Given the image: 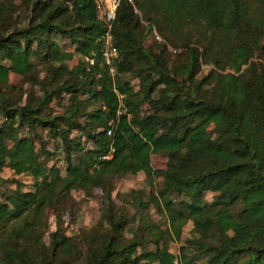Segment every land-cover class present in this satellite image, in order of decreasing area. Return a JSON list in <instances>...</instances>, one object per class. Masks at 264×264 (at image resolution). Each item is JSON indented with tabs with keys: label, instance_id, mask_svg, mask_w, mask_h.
Wrapping results in <instances>:
<instances>
[{
	"label": "trees",
	"instance_id": "obj_1",
	"mask_svg": "<svg viewBox=\"0 0 264 264\" xmlns=\"http://www.w3.org/2000/svg\"><path fill=\"white\" fill-rule=\"evenodd\" d=\"M107 31L94 0L0 1V172L32 180L0 193V264H173L187 221L181 260L264 264V0H123L110 63ZM138 172L149 191L117 204L115 177ZM73 190H99L100 217L70 237Z\"/></svg>",
	"mask_w": 264,
	"mask_h": 264
},
{
	"label": "rangeland",
	"instance_id": "obj_2",
	"mask_svg": "<svg viewBox=\"0 0 264 264\" xmlns=\"http://www.w3.org/2000/svg\"><path fill=\"white\" fill-rule=\"evenodd\" d=\"M1 1V0H0ZM137 14L140 12L137 9ZM141 22L146 25L147 23L141 19ZM157 31V30H156ZM158 33V32H157ZM159 35V34H158ZM160 36V35H159ZM160 40L155 39L151 33L145 40V45L148 47H155L156 43H161L162 37L160 36ZM59 40V39H58ZM61 45H64L63 40H59ZM106 43V39L104 41V45ZM168 52L171 55H174L177 50L172 47V45L167 44ZM70 49V48H69ZM77 57H74L71 61H69V65L72 66L76 63ZM204 68H207L204 66ZM206 69H204V72ZM9 81L12 85L21 84V77L15 75L13 73L9 76ZM136 82V81H134ZM57 109V108H56ZM58 110V109H57ZM74 134H78V132L74 131ZM48 147L53 152V161H50V165L55 162L56 165L60 168L62 172H64V168L66 166V161L64 159V154L61 151V147H58L60 141L49 139ZM37 147V146H36ZM151 164L155 169L165 168L166 165V157L162 154H152L151 156ZM19 179L24 189H30L32 180L26 175H14L13 172L9 170H3L0 172V193L8 192V190L14 188L11 184L12 180ZM160 178H155V182L158 183ZM115 190L113 192V196L116 199L117 204H122L120 194L124 192H128L130 189H138L144 188L146 192L149 191L150 186L148 185L145 174L143 172H138L136 174H123L115 177ZM100 191L95 190L92 196H86L82 191L73 190L71 192L72 201L70 205L66 207L65 212L63 213V227L65 228V232L68 236L73 237L78 233H81L83 230L91 228L100 217V202H99ZM214 196V193L211 191L204 192V198L207 201H211ZM1 199V198H0ZM148 213L152 216L154 220H159L158 216L155 214L153 209H150ZM46 231L44 233V240L47 239L48 232L52 231L56 227V218L54 214H52L51 209H46ZM192 222L187 221L182 228L181 237L179 240L171 241L169 244V251L174 254L175 259L173 264H206L204 257H199L193 263H189V261L182 259V247L186 246L185 240L187 238H194L195 233L192 231ZM186 251V250H183ZM192 251H187L186 256L190 258ZM141 264H156V263H141Z\"/></svg>",
	"mask_w": 264,
	"mask_h": 264
},
{
	"label": "built area",
	"instance_id": "obj_3",
	"mask_svg": "<svg viewBox=\"0 0 264 264\" xmlns=\"http://www.w3.org/2000/svg\"><path fill=\"white\" fill-rule=\"evenodd\" d=\"M123 0H94L98 19L105 22L108 26V31L106 33V43L102 49L103 58L106 62L110 63L113 59L117 57V50L111 42V36L109 34V28L111 27L112 22L116 17V12L118 7L120 6ZM129 3H133V0H126ZM134 12H137V8L134 6ZM151 35L160 40V36L158 35L155 28H152ZM90 63L93 60H89Z\"/></svg>",
	"mask_w": 264,
	"mask_h": 264
}]
</instances>
